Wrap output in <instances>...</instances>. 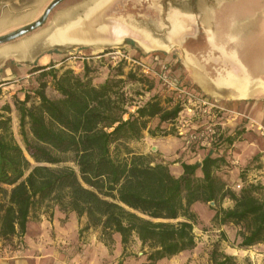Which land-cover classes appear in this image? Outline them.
Here are the masks:
<instances>
[{"label": "trees", "instance_id": "16d2710c", "mask_svg": "<svg viewBox=\"0 0 264 264\" xmlns=\"http://www.w3.org/2000/svg\"><path fill=\"white\" fill-rule=\"evenodd\" d=\"M35 72L38 88L15 103L24 149L12 131L11 106L0 111V242L22 246L39 212L58 208L86 218L84 230L100 229L109 249L119 235V264L129 258L134 240L141 243L145 264H159L196 248L193 206L200 203L211 206L213 224L238 228L239 249L264 245V185L247 184L237 192L227 181L231 166L224 153L242 141L239 132L222 133L201 163H182L177 177L165 162L132 146L145 133L178 135L175 125L184 110L181 104L166 106L160 96L135 102L125 89L146 76L125 72L121 64L104 83L94 84L87 62L83 74L54 63ZM49 87L56 98L47 95ZM154 120L159 123L152 129ZM226 199L232 208H223ZM211 264L241 263L216 246Z\"/></svg>", "mask_w": 264, "mask_h": 264}, {"label": "rangeland", "instance_id": "374dc122", "mask_svg": "<svg viewBox=\"0 0 264 264\" xmlns=\"http://www.w3.org/2000/svg\"><path fill=\"white\" fill-rule=\"evenodd\" d=\"M53 1L0 0V38L17 32L39 20ZM85 1L88 0L63 1L52 11L42 27L12 42L0 45V52L7 48H17L21 42H24L25 47V44L33 36L47 30L58 13L77 7ZM245 2L250 5L252 0H122L119 13L124 16H134L137 23L142 19L150 20L159 16L169 26L167 17L171 13H178L184 18L186 17L188 19V31L183 42L173 45L168 51L159 50L154 52L144 51L129 34L124 37L122 44L107 47H52L45 39L38 43L31 42L34 46L24 55V60L18 59L13 55L14 58L4 62L12 66L16 76H10L11 79L0 80V111L6 105L11 106L12 131L17 142L24 149V142L20 135L19 115L15 103L24 98L25 92L34 91L38 88L37 75L27 76L35 68L33 66H38L39 62L51 60L50 64L54 63L57 67L63 66L65 69H72L78 74H83L84 66L87 62L90 66V76L94 84H101L110 77L115 68L124 64L125 72L132 70L139 76H146L143 83L129 84L125 89L135 102L143 104L154 96H160L163 101L167 102L166 106L181 104L184 108L175 125L178 135L151 139L152 137L149 133H145L144 138L140 142L132 144L137 153L148 155L155 162H165L169 165L171 172L179 177L181 164L189 160L187 157L191 156L188 153L189 150H192V152L197 151V149L211 150L218 144L217 140L221 135L219 130H223V126L220 123L230 118L232 115L231 111L238 110L245 113L246 107L242 105L219 106L214 103L208 97L203 96L189 78V74L193 69L197 68L198 61H201L203 65L204 57L213 56L214 54L211 45L214 38L220 40L221 35L219 31L214 32L216 29L215 25L218 27L219 25L223 26L228 22L229 16H232L233 19L239 16L244 17V8H240V6L244 7ZM66 23L68 21L56 24L52 26V29L50 28L51 30H48L53 32L55 27L63 26ZM163 42L168 44L167 41ZM43 57H46V59L41 61ZM20 69L24 70L20 71ZM17 70H19V75H17ZM151 86L152 89H149ZM47 95L50 98H56L57 96L52 87L47 89ZM202 98L208 99L217 107L208 108L201 105L200 100ZM258 106L251 105L248 111L252 110L254 113H259ZM240 121L237 129L232 134L239 132L243 141L244 134H246L245 126L250 121L246 117H240ZM158 123V120L152 121L151 128H156ZM164 128L169 130V128L172 129L173 127L164 125ZM181 132L185 133V136L182 137ZM225 134L227 133L225 132ZM190 136H196V139L187 145L186 142ZM184 148H186V151H184ZM226 148L224 146L222 150L224 151ZM224 155L229 161L230 151L229 153L225 151ZM260 162V159L254 162L249 167V171L258 168L262 169V163ZM249 171L240 172V174H244L245 180ZM231 172L232 169L226 173L228 175V184L239 192L247 184L237 186L240 182L234 181L236 178L234 179V175ZM246 181L248 183V180ZM56 209L58 208H53L52 210V208L45 207L39 212L38 216L51 217V213ZM196 214L198 215V223L195 226L196 248L189 251L188 254L179 257L180 259L172 258L163 264H190L196 260L198 261L196 264H211V255L216 246L222 252L236 257L241 264H253L251 256L253 257L254 254L243 252V250L238 248L241 242L238 237V228L231 225L219 227L213 224L212 219L215 213L211 210L210 205H198ZM78 220L81 226L82 242H86L92 236H97L102 241L100 229L86 231L84 228L87 224V219L83 218L82 220L78 217ZM222 234H225V237H222ZM115 244L116 241L114 239L111 249L108 248L110 252L114 250ZM1 247H7L10 250L19 249V245L7 246L3 243H1ZM251 250L254 253L258 252L264 255V248L262 247H257V250H254V248ZM127 254L129 258L125 260L124 264H126L128 259H131L135 264H145L146 262V258L143 257L141 243L138 240H134L129 245ZM260 258H264V256ZM260 263L264 264V260L260 261Z\"/></svg>", "mask_w": 264, "mask_h": 264}, {"label": "crops", "instance_id": "0c3cea01", "mask_svg": "<svg viewBox=\"0 0 264 264\" xmlns=\"http://www.w3.org/2000/svg\"><path fill=\"white\" fill-rule=\"evenodd\" d=\"M240 8H244V17L239 16L233 19L232 16H229L228 22L223 26L215 25L214 32L219 31L221 35L220 40L214 38L211 45L214 54L205 56L203 65L201 61H198L197 68L193 69L189 78L203 96L208 97L219 106L242 105L246 107L245 113L238 110L231 111L230 118L220 123L224 131L219 130V132L231 135L240 124V117H246L250 121L245 126L244 140L236 143L230 152L231 173L234 175V179L236 178L234 181L240 182L237 186L248 183L264 185V0H252L250 5L245 2L244 7L240 6ZM170 20L172 25L170 40L174 45H177L183 36L186 25L181 21L182 32L178 38L174 39L173 19L170 18ZM41 40L43 37L40 40H29L25 47L24 42H21L17 48H7L1 51L0 80L16 76L12 66L4 63L6 60L14 58L13 55L24 60V55L34 46L32 43H38ZM169 49L170 47H167L165 50ZM43 59L46 57H43L41 61ZM50 61L39 62L38 66L33 67L47 66ZM22 70L24 69H20V71ZM16 72L17 75L20 74L19 70ZM34 75H37V72L29 73L27 76ZM26 93L21 100L25 99ZM251 105H259V113H254L252 110L249 112L248 109ZM209 152L210 150L197 149L195 152L189 150L188 153L191 156L187 157L189 160L185 163H201ZM258 156H260L262 169L249 171L246 178L247 183L245 179L243 181L241 178L240 172ZM181 175L182 168L180 169ZM198 205L200 203L193 206L194 212L197 211ZM222 206L229 209L234 206V203L226 199ZM80 231L81 226L75 213L66 214L56 209L53 211V217L41 215L39 221H32L28 224L23 245L19 246V249L0 248V264H108L109 262L110 264H119L121 260L118 259H122L123 255L119 235L114 236L116 244L114 250L110 252L97 236H92L86 242H82ZM257 247L264 248V245H257L251 249L257 250ZM251 249L243 250V252L253 253L254 256H251L253 264H261L260 261L262 262L264 258L260 257L264 255L258 252L254 253ZM188 253L189 251L181 253L174 258L180 259L179 257ZM165 261L168 260L159 264H163ZM196 263H198L197 260L190 264ZM126 264L135 263L128 259Z\"/></svg>", "mask_w": 264, "mask_h": 264}, {"label": "bare ground", "instance_id": "6f19581e", "mask_svg": "<svg viewBox=\"0 0 264 264\" xmlns=\"http://www.w3.org/2000/svg\"><path fill=\"white\" fill-rule=\"evenodd\" d=\"M110 2H95L93 9L91 8L92 10L87 15L85 14L87 16L85 19L79 18L80 20L75 23L60 27L56 33L51 35V37L49 36L51 45L62 47L117 46L121 43L120 37L122 38L124 33L130 32L139 46L148 52L153 49H167L149 33L130 30L126 24L113 17L118 11L111 8ZM172 23L174 25L173 38L175 39L182 32V23L181 21L176 22L175 18ZM183 37L184 35L179 39L178 44L184 40L185 37Z\"/></svg>", "mask_w": 264, "mask_h": 264}, {"label": "flooded vegetation", "instance_id": "af4514ba", "mask_svg": "<svg viewBox=\"0 0 264 264\" xmlns=\"http://www.w3.org/2000/svg\"><path fill=\"white\" fill-rule=\"evenodd\" d=\"M100 1L101 2H103V1H108V2L111 1L110 4H111V7L113 8V10L118 11L116 14H114L113 17H116L117 19L122 21L123 24H126L130 30H133V31L137 30L140 33H146V32L149 33L152 37H154V39L158 40L165 47H170L171 48L173 46L172 42L170 40V33H171V28H172L170 18H172V19L175 18L176 22L183 21L185 23L186 29L183 32L184 37H185V35H186L187 31H188V19H186V17L184 18L183 16L179 15L178 13H171V15H169L167 17V21L169 22V26H167L164 23V21H162L159 18V16L157 18H151L150 20L142 19L140 22L137 23L135 21L134 16H124L123 14L119 13V10H121L120 7L122 5V0H88V1H85L83 4L77 6V7L70 8V9H68L65 12L58 13L54 17L52 23L48 26L47 30H44V31L36 34L30 40H36V39L40 40L43 37V39H45L50 46H52V47H62V46H53V45H51V42L49 41V38L51 37V35L56 33V31L60 27H62V26L59 25V27H57V28L55 27V29L52 32V31H50L52 29V26H55L56 24H60V23H62L64 21L65 22L68 21V23H66V24H69V23L71 24V23H75V22L79 21L80 19H82V20L85 19L87 17L86 15L93 9V6H95L94 3L95 2H100ZM91 4H93V5L90 7ZM62 19H64V20H62ZM65 25H63V26H65ZM48 29H50V30H48ZM49 31H50V33H49ZM127 34H129L132 38L134 37L133 34L130 33V32L124 33L122 35V38L120 37V42H121L120 44L123 43L124 37ZM163 41H167L168 44L164 43ZM159 50H164V49H153L150 52L159 51ZM144 51H146V50H144ZM165 51H168V50H165ZM146 52H148V51H146Z\"/></svg>", "mask_w": 264, "mask_h": 264}, {"label": "water", "instance_id": "95a60500", "mask_svg": "<svg viewBox=\"0 0 264 264\" xmlns=\"http://www.w3.org/2000/svg\"><path fill=\"white\" fill-rule=\"evenodd\" d=\"M63 1L65 0H54L49 7L46 9V11L44 12L43 16L37 20L36 22L30 24L29 26L22 28L20 30H18L17 32H14L10 35L7 36H3L0 38V45L12 42L28 33H31L37 29H39L40 27H42L46 21L48 20L50 14L52 13V11L59 5L61 4ZM212 205H214V203H212Z\"/></svg>", "mask_w": 264, "mask_h": 264}, {"label": "built area", "instance_id": "2783aa9c", "mask_svg": "<svg viewBox=\"0 0 264 264\" xmlns=\"http://www.w3.org/2000/svg\"><path fill=\"white\" fill-rule=\"evenodd\" d=\"M200 103H201V105L208 107V108L209 107H211V108L217 107L215 104L211 103L210 101H208V99H205V98H202L200 100ZM181 136L182 137L185 136V133L181 132ZM195 139H196V136H190V138L187 139V142H186L187 145H189L192 142V140H195Z\"/></svg>", "mask_w": 264, "mask_h": 264}]
</instances>
